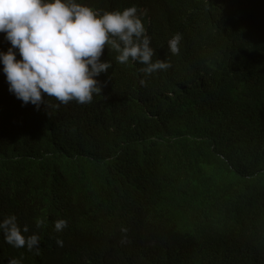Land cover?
I'll list each match as a JSON object with an SVG mask.
<instances>
[{
    "label": "trees",
    "instance_id": "trees-1",
    "mask_svg": "<svg viewBox=\"0 0 264 264\" xmlns=\"http://www.w3.org/2000/svg\"><path fill=\"white\" fill-rule=\"evenodd\" d=\"M78 2L146 10L172 66L145 77L105 47L100 95L37 109L0 63V221L40 236L28 251L0 232V264H264V0Z\"/></svg>",
    "mask_w": 264,
    "mask_h": 264
},
{
    "label": "clouds",
    "instance_id": "clouds-1",
    "mask_svg": "<svg viewBox=\"0 0 264 264\" xmlns=\"http://www.w3.org/2000/svg\"><path fill=\"white\" fill-rule=\"evenodd\" d=\"M146 17L147 11L135 5L101 12L78 0H0V33L11 44L7 52H0L9 91L24 105L31 103L37 109L45 103V95L65 105L91 103L102 92L96 78L113 67L111 60H101L105 47L118 53L120 64L144 65L140 71L145 77L167 71L170 61L153 60L156 53ZM182 39L176 33L168 41L172 55H179ZM140 83L146 86L147 80ZM42 223L37 220V227ZM67 226V220L59 219L54 230L61 232ZM0 232L15 248L39 250L40 236H26L29 227H21L15 215L0 221ZM57 245L62 247L63 240L57 239ZM9 264L20 261L13 259Z\"/></svg>",
    "mask_w": 264,
    "mask_h": 264
}]
</instances>
